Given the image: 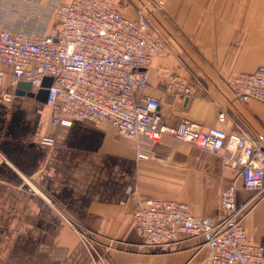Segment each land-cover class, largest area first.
<instances>
[{
  "label": "crops",
  "instance_id": "0c3cea01",
  "mask_svg": "<svg viewBox=\"0 0 264 264\" xmlns=\"http://www.w3.org/2000/svg\"><path fill=\"white\" fill-rule=\"evenodd\" d=\"M124 1L125 15L133 19L142 10L166 47L147 66L137 100L156 99L168 126L186 119L202 129L264 138V104L239 101L228 84L264 65V0ZM3 2L45 9L51 0ZM23 11L19 6L12 13L21 19ZM0 71V264H211L200 237L179 234L173 242L145 244L133 213L141 200L156 199L219 221L221 191L231 180L244 231L264 256V193L245 190L220 157L164 136L140 144L158 156L144 160L136 143L108 124L75 120L57 127L46 102L48 81L23 90L13 84L10 68L0 64ZM5 91L13 94L11 102L3 100Z\"/></svg>",
  "mask_w": 264,
  "mask_h": 264
},
{
  "label": "built area",
  "instance_id": "2783aa9c",
  "mask_svg": "<svg viewBox=\"0 0 264 264\" xmlns=\"http://www.w3.org/2000/svg\"><path fill=\"white\" fill-rule=\"evenodd\" d=\"M128 8L124 0H51L45 9L24 17L20 29L0 27V64L10 68L13 84L24 82L40 89L48 81L46 102L57 127L67 128L75 120L108 124L135 142L137 157L144 160L158 156L140 144L151 146L167 136L220 157L223 168L234 172L245 190L263 194V137L202 129L186 119L168 126L162 123L156 99L135 98V91L146 86L150 61L166 47L142 10H136L132 19L125 15ZM51 15L54 30L47 33ZM32 20L36 24L29 27ZM4 75L0 71V91ZM228 84L239 101L264 104V65L233 76ZM181 89L183 95L189 94L188 87ZM13 97L3 92L5 102ZM224 120L219 114L218 121ZM236 191L235 180L222 189L224 217L219 221L194 216L184 203L156 199L141 200L133 220L147 245L173 242L185 234L202 239V246L210 249L211 264H264L263 249L250 243L244 231Z\"/></svg>",
  "mask_w": 264,
  "mask_h": 264
},
{
  "label": "rangeland",
  "instance_id": "374dc122",
  "mask_svg": "<svg viewBox=\"0 0 264 264\" xmlns=\"http://www.w3.org/2000/svg\"><path fill=\"white\" fill-rule=\"evenodd\" d=\"M22 8L24 9V16L23 18L21 17V19H18L16 17H14V14L12 13V11L16 12V10H18V8ZM41 7V4H18V3H13V4H7V3H0V27H4L7 29H11V26L14 25H22L23 21H24V17H26L27 15H29L30 13L36 12V10H38V8ZM10 13L12 14H9ZM51 18V25H52V29L54 28V24H55V19L53 17V15L50 16ZM33 21V20H32ZM32 24H36V22H31ZM51 29V31H52ZM13 30V29H11ZM65 217V216H64ZM77 230L80 229V231L82 230V228H77L75 227ZM82 233L84 234V236L86 237V239H90V235L88 233H84L82 231ZM91 243V242H90Z\"/></svg>",
  "mask_w": 264,
  "mask_h": 264
},
{
  "label": "water",
  "instance_id": "95a60500",
  "mask_svg": "<svg viewBox=\"0 0 264 264\" xmlns=\"http://www.w3.org/2000/svg\"><path fill=\"white\" fill-rule=\"evenodd\" d=\"M17 88L23 89V90H30L31 85L29 83L20 82L17 84Z\"/></svg>",
  "mask_w": 264,
  "mask_h": 264
}]
</instances>
